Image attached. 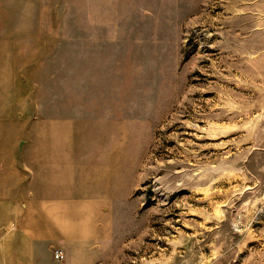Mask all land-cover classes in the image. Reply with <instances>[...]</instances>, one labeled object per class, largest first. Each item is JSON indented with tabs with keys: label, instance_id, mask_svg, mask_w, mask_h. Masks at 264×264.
Segmentation results:
<instances>
[{
	"label": "rangeland",
	"instance_id": "374dc122",
	"mask_svg": "<svg viewBox=\"0 0 264 264\" xmlns=\"http://www.w3.org/2000/svg\"><path fill=\"white\" fill-rule=\"evenodd\" d=\"M0 34L38 176L97 194L90 264H264V0H0Z\"/></svg>",
	"mask_w": 264,
	"mask_h": 264
},
{
	"label": "crops",
	"instance_id": "0c3cea01",
	"mask_svg": "<svg viewBox=\"0 0 264 264\" xmlns=\"http://www.w3.org/2000/svg\"><path fill=\"white\" fill-rule=\"evenodd\" d=\"M20 53L13 38L0 34V264H54L57 249L66 264H90L101 234L100 202L95 189H79L86 176H62L46 161L38 176V133L54 128L38 124L35 86L22 72Z\"/></svg>",
	"mask_w": 264,
	"mask_h": 264
},
{
	"label": "built area",
	"instance_id": "2783aa9c",
	"mask_svg": "<svg viewBox=\"0 0 264 264\" xmlns=\"http://www.w3.org/2000/svg\"><path fill=\"white\" fill-rule=\"evenodd\" d=\"M55 257L58 258V259H63L65 257V254L63 253L62 250L60 249H57L55 251Z\"/></svg>",
	"mask_w": 264,
	"mask_h": 264
}]
</instances>
